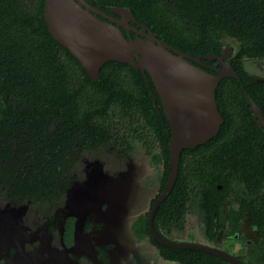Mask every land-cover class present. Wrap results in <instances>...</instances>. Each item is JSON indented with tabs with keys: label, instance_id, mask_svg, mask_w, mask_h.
<instances>
[{
	"label": "flooded vegetation",
	"instance_id": "af4514ba",
	"mask_svg": "<svg viewBox=\"0 0 264 264\" xmlns=\"http://www.w3.org/2000/svg\"><path fill=\"white\" fill-rule=\"evenodd\" d=\"M252 62L259 61L247 63ZM136 71L148 87L154 85L148 74ZM121 78L116 88L134 85L133 78ZM118 92L99 124L78 125L76 107L26 108L18 123L13 111L0 109V264H233L201 250L176 251L154 239L149 214L164 191L162 143L166 139L170 145L171 124L157 91H151L153 107L146 104L150 114L143 121L136 114L126 118L125 97ZM148 163L160 166L156 190L146 187L153 173ZM221 168L222 202L162 203L155 231L171 242L264 264V188L228 190V182L235 184L232 166L217 171Z\"/></svg>",
	"mask_w": 264,
	"mask_h": 264
},
{
	"label": "trees",
	"instance_id": "16d2710c",
	"mask_svg": "<svg viewBox=\"0 0 264 264\" xmlns=\"http://www.w3.org/2000/svg\"><path fill=\"white\" fill-rule=\"evenodd\" d=\"M85 1L108 15L112 13L107 7L129 9L136 20L149 27L159 39L193 57L221 56L228 46H233L229 60L241 82L224 78L217 86L216 100L224 124L216 137L181 153L177 180L163 204L184 205L188 201L197 206L222 202L224 196H219L217 183L226 176L221 173L223 168L220 172L217 170L223 166H232L229 171L235 177V184L227 183L231 186L228 190L234 186L264 188V132L258 127L242 88L245 87L264 112V77L246 67L248 61H264V0ZM44 8V0H0L2 113L9 114L10 109L18 123L26 108L76 107L78 125L99 124L106 119L110 103L121 90L126 118L136 114L143 121L148 113L146 104L153 107L151 91L157 95L154 85L151 83V88L148 87L141 71L114 61L101 68L99 81L91 79L81 63L53 39L44 18ZM123 32L128 36L124 29ZM130 33L136 36L135 32ZM204 62L216 65V61ZM205 70L214 73L208 68ZM121 77L133 78L129 80L135 81L132 89L125 85L116 88L123 80ZM133 102L141 103L142 109L135 108ZM130 106L132 109H127ZM154 116L160 119L158 112ZM158 131L159 137L165 136L163 130ZM162 145L163 191L171 169L166 139ZM173 211L177 212V208ZM155 222V226L158 225L157 219Z\"/></svg>",
	"mask_w": 264,
	"mask_h": 264
},
{
	"label": "water",
	"instance_id": "95a60500",
	"mask_svg": "<svg viewBox=\"0 0 264 264\" xmlns=\"http://www.w3.org/2000/svg\"><path fill=\"white\" fill-rule=\"evenodd\" d=\"M44 1V18L53 39L81 63L91 79L98 80L101 68L107 62L114 61L142 70L155 85L171 124L172 137L169 145L170 176L149 214V227L154 239L176 249L201 250L223 257L233 264H244L219 250L165 240L156 233L153 222L156 211L175 185L181 153L213 139L224 124L218 109L216 90L224 78L241 82L229 60L233 48L228 46L221 56L208 54L193 57L159 39L149 27L138 22L127 8L107 7L116 15L114 17L85 0ZM131 31L136 33L135 37L131 36ZM204 60L216 61V65L209 66ZM242 88L246 103L258 127L264 132V112L245 87Z\"/></svg>",
	"mask_w": 264,
	"mask_h": 264
},
{
	"label": "rangeland",
	"instance_id": "374dc122",
	"mask_svg": "<svg viewBox=\"0 0 264 264\" xmlns=\"http://www.w3.org/2000/svg\"><path fill=\"white\" fill-rule=\"evenodd\" d=\"M229 42H231V40H229ZM247 69L254 73L257 74L259 76H263L264 75V63L263 62H252V63H247L246 64ZM150 168L152 169V174L149 176V179L146 181V187L150 188L151 186L153 187V190H156L157 187L159 186V178H160V166H154L150 163H148L147 165V169L150 170ZM148 183H151V185H149ZM191 226L194 227L193 223L190 222Z\"/></svg>",
	"mask_w": 264,
	"mask_h": 264
}]
</instances>
